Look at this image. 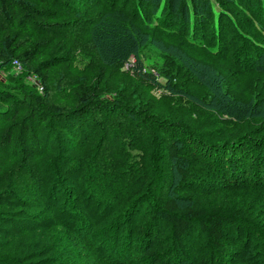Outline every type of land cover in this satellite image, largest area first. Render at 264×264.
<instances>
[{"label":"trees","instance_id":"1","mask_svg":"<svg viewBox=\"0 0 264 264\" xmlns=\"http://www.w3.org/2000/svg\"><path fill=\"white\" fill-rule=\"evenodd\" d=\"M148 44L212 92L217 123L248 130L216 136L217 123L162 106L154 74L122 70L129 83L99 87L128 60L140 65ZM186 45L226 58L230 75L264 69V0H0V69H22L0 80V253L41 229L61 231L65 250L0 264H264V105L240 107ZM165 76L161 87L183 98ZM111 147L119 158L103 157Z\"/></svg>","mask_w":264,"mask_h":264},{"label":"rangeland","instance_id":"2","mask_svg":"<svg viewBox=\"0 0 264 264\" xmlns=\"http://www.w3.org/2000/svg\"><path fill=\"white\" fill-rule=\"evenodd\" d=\"M155 23H152L154 25ZM158 37V35H156ZM169 41L180 45L182 41L177 38L169 39ZM186 51L191 54L193 57H196L202 62L207 64H211L213 68H215L218 72H220L224 77V85L223 89L226 93H228L232 99L241 102V105L246 104L250 105L251 102L254 105L259 106V108H263L264 105V69L261 68L257 72H243L244 70H240L239 75H230L231 72L236 70L231 66L230 62L219 55L209 56L204 51L195 49L189 45L185 46ZM84 61H78L79 71L81 73H86V69L84 68V64L86 63V58L81 56ZM139 58L141 64L138 65L136 63V59L132 58L125 62L119 70H111L108 76H105L99 83V87L106 86L108 90H114L117 85L121 87L124 84L129 83L126 79L118 77L123 71H128L131 74V77L135 78H143L144 74L150 73L154 74L156 78L161 82L154 89H151V93L155 95L157 98H161L162 106H176L178 104H182V110L188 113L187 115H195L197 116L198 123H217V118H226L225 115H218V113L212 109L211 107H207L206 104L210 101L212 97V92L205 87L202 83H200L187 69L180 65L178 61L173 59L172 57L162 53L157 47L153 44H148L140 49ZM17 61H13V66L9 69H0V80L4 84L6 82H11L10 76L16 75L20 72V68L17 66ZM19 64V63H18ZM20 65V64H19ZM161 72V75L160 73ZM134 73V74H133ZM89 74H85L83 76H88ZM170 76L172 79V83H177L180 86H183L185 93L184 97L180 98L178 95H174L170 93L168 90L161 87V85L165 84L168 78L165 76ZM30 85L36 86V80L34 77H29L27 79ZM15 84V79L13 81ZM12 84V85H13ZM106 88H103L104 90ZM101 90V89H99ZM136 94L138 98L142 101L146 100L145 97L150 99L148 93L142 89L141 87L136 90ZM187 94V95H186ZM262 100V102H260ZM239 107V106H238ZM156 109L157 112L164 114L165 111H169V108L159 107ZM259 111V110H258ZM171 113V112H167ZM175 114V113H173ZM180 115V114H176ZM217 117V118H216ZM188 118V117H187ZM216 118V119H214ZM261 119V118H260ZM232 121L231 124H226L227 122H219L217 123L218 132L209 130L208 132L219 136L220 134H225V136H239L241 133L246 132L248 129L245 128V122L240 120H235L233 118L229 119ZM262 120V119H261ZM120 149L117 147H111L107 149L106 155L103 157L106 159L108 156L118 157L120 154ZM130 156L128 157L129 162L138 161L140 159V155H142L140 150L131 149L129 151ZM14 169V164H10L8 171ZM62 233L56 229L55 233H50L45 229H41L38 232L31 233L30 235L24 238H10L8 241V245L4 250H1L0 258L9 257L11 255L20 256L22 254H26L34 249L45 248L46 250L50 249V253L54 256L62 259V255L65 250L62 247L61 241Z\"/></svg>","mask_w":264,"mask_h":264},{"label":"built area","instance_id":"3","mask_svg":"<svg viewBox=\"0 0 264 264\" xmlns=\"http://www.w3.org/2000/svg\"><path fill=\"white\" fill-rule=\"evenodd\" d=\"M17 66H18V68H20V65L18 63H17ZM36 85H37V87H38L39 90H42V86L40 85L39 82H36Z\"/></svg>","mask_w":264,"mask_h":264}]
</instances>
